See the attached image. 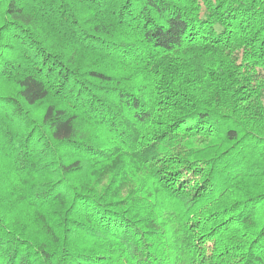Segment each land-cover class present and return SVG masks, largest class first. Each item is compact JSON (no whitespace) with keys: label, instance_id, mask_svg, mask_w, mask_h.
Instances as JSON below:
<instances>
[{"label":"trees","instance_id":"obj_1","mask_svg":"<svg viewBox=\"0 0 264 264\" xmlns=\"http://www.w3.org/2000/svg\"><path fill=\"white\" fill-rule=\"evenodd\" d=\"M0 264H264V0H0Z\"/></svg>","mask_w":264,"mask_h":264}]
</instances>
